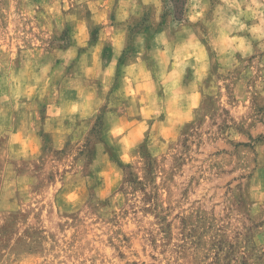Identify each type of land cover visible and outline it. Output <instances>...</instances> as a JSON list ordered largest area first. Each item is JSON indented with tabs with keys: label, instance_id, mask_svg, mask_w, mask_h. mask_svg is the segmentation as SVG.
I'll use <instances>...</instances> for the list:
<instances>
[{
	"label": "clouds",
	"instance_id": "obj_1",
	"mask_svg": "<svg viewBox=\"0 0 264 264\" xmlns=\"http://www.w3.org/2000/svg\"><path fill=\"white\" fill-rule=\"evenodd\" d=\"M260 89L264 0H0V216L49 187L66 213L110 216L130 173L143 180L186 125L223 119L235 94L248 116L224 136L243 149L258 223L264 112L248 100ZM250 244L264 252V230Z\"/></svg>",
	"mask_w": 264,
	"mask_h": 264
},
{
	"label": "rangeland",
	"instance_id": "obj_2",
	"mask_svg": "<svg viewBox=\"0 0 264 264\" xmlns=\"http://www.w3.org/2000/svg\"><path fill=\"white\" fill-rule=\"evenodd\" d=\"M260 91L248 100L256 112H264ZM231 101H220L223 119L213 113L186 125L176 150L151 160L143 180L130 173L108 217L89 208L64 212L51 187L0 216V264L20 250L22 264H264V252L250 244L264 220L249 223L243 149L224 136L248 113L235 94Z\"/></svg>",
	"mask_w": 264,
	"mask_h": 264
}]
</instances>
